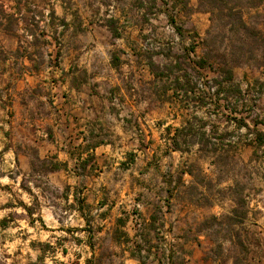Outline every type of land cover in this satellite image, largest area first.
Here are the masks:
<instances>
[{"label":"crops","instance_id":"obj_1","mask_svg":"<svg viewBox=\"0 0 264 264\" xmlns=\"http://www.w3.org/2000/svg\"><path fill=\"white\" fill-rule=\"evenodd\" d=\"M115 2L107 16L99 0H57L39 23L59 56H8L0 68V252L21 257L8 264H68L76 248L82 264L116 248L134 258L120 249L126 210L137 201L149 222L170 193L165 163L184 151L166 112L175 89L160 87L179 71L150 69L164 60L144 56L147 13Z\"/></svg>","mask_w":264,"mask_h":264},{"label":"rangeland","instance_id":"obj_2","mask_svg":"<svg viewBox=\"0 0 264 264\" xmlns=\"http://www.w3.org/2000/svg\"><path fill=\"white\" fill-rule=\"evenodd\" d=\"M56 1L0 0V68L8 56H59V42L39 23ZM99 1L110 16L115 0ZM127 1L147 13L144 56L152 52L158 63L170 64L166 56L207 53L209 60L198 70L183 63L187 70L178 75L185 71L190 82L183 79V88L167 93L179 100L166 112L181 126L176 142L184 154L165 163L172 185L154 205L155 219L147 222L136 200L126 210L131 234L120 249L134 258L124 261L117 248L97 258L105 264H264V144L255 134L264 132V0ZM219 10L238 13L259 34L237 29L235 15L220 17ZM228 71L232 77L224 79ZM163 85L175 87L169 80ZM83 256L71 249L68 264H82ZM19 260L14 246L0 252V264Z\"/></svg>","mask_w":264,"mask_h":264},{"label":"trees","instance_id":"obj_3","mask_svg":"<svg viewBox=\"0 0 264 264\" xmlns=\"http://www.w3.org/2000/svg\"><path fill=\"white\" fill-rule=\"evenodd\" d=\"M219 16L222 17L223 15H235V23L237 25V29L241 28L245 31V33H247L248 31H250V33L252 35H258L259 32L256 30V29H251L249 28L245 22L242 20L241 16L238 15V13L234 12L231 14V11H229L228 13H223L221 10H219ZM175 31L180 35L181 33V30L178 26L175 27ZM192 51V50H190ZM154 54L155 53H159V51H155L153 52ZM148 56H152V52H149ZM168 57H171V59L173 60V62H171L170 64L166 63V64H163L161 67L159 65H155L152 61H149V67L152 71H154V73H156L157 75H160L161 77H166V78H169V73H173L174 71H179V70H187V69H183L181 68L182 64L185 63L188 67H192L193 69L195 70H198V69H204L206 66H205V63H207V61L209 60L208 58V54L207 53H204L203 56H200L196 59H192L190 58L189 56H168ZM191 65V66H190ZM176 69V70H175ZM189 76V74H187L185 71L180 75H175L173 78H172V82H174L175 84V89H181L183 88V83H181V81L183 80L184 82H190L189 79H187ZM183 77V78H182ZM232 77V74H231V71H228L227 74L224 76V79L227 78V79H230ZM216 82H220V80H216ZM220 85V84H219ZM186 89L184 88L183 92H185ZM246 125V124H245ZM264 125V124H263ZM255 134H256V141L258 142V144H264V132L259 130H255ZM173 147H177L178 144L177 142H173Z\"/></svg>","mask_w":264,"mask_h":264}]
</instances>
